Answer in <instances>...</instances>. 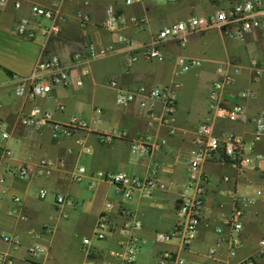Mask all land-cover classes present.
Wrapping results in <instances>:
<instances>
[{
    "label": "crops",
    "instance_id": "obj_1",
    "mask_svg": "<svg viewBox=\"0 0 264 264\" xmlns=\"http://www.w3.org/2000/svg\"><path fill=\"white\" fill-rule=\"evenodd\" d=\"M14 1L0 4V116L9 133L0 143L13 150L12 155L0 158V249L12 255V264H159L165 250L185 256L187 264H234L248 255L264 264V244L259 242L264 238V137L255 135L251 120L231 121L208 110L211 82L221 75L231 78L222 90L223 105L240 103L248 114L264 109V26L241 37L215 28L194 30L185 46L172 39L165 41L162 60L141 56L127 65L126 57L134 46L161 26L192 15H208L233 0H134L130 4L124 0H56L63 19L61 29L54 34L39 31V24L49 20L34 15L30 7L34 3L50 5L55 0H20L19 6ZM109 6L117 14L146 16V26L138 29L126 22L117 29L106 28L103 20ZM82 13L88 16L83 22ZM20 17L28 19L31 36L16 31ZM120 32L131 36L134 44L119 42L116 36ZM88 41L112 44L113 50L101 56L83 52L76 58L74 52ZM50 54L58 56L68 82L56 84L49 94L34 99L17 94L21 78L33 74L36 63ZM179 56H197L200 64L183 72L186 74L181 78ZM256 66H260L258 74ZM111 77L119 86L131 89L141 84L147 88L169 86L177 80L173 120L160 119L163 101L152 100L147 93L117 104ZM241 90L251 93L241 96ZM140 99L146 104L141 105ZM33 104L50 109L59 122L77 115L87 118L89 125L70 134L54 135L50 123L39 127L22 123L20 115ZM203 120L212 123L215 133L231 130L240 135L251 166L239 170L230 162L202 163L205 194L195 238L186 247L177 239L156 241L155 231L170 229L177 217L188 161L197 146L196 126ZM170 127H174L173 132ZM102 133L112 137L102 139ZM146 134L153 141L164 138V142L148 153L133 151L129 141ZM42 158L52 162L48 172L36 171ZM154 161L161 185L149 194L136 190L124 197L109 181L89 184L90 172L99 168L149 176ZM17 162L29 166L30 176L15 173ZM78 164L87 168L81 181L70 175ZM41 187L46 189L43 197L38 194ZM58 193L70 196L73 204L57 202ZM14 196L19 198L14 200ZM108 200L113 203L109 211L113 228L105 238L92 237L89 252H85L82 237L92 236L97 215ZM236 207L242 209V227L237 231L224 221ZM123 208L134 213L141 222L139 227L132 225ZM2 234L18 238L15 246ZM130 235L140 236L144 242L134 261L121 262L117 252ZM31 243L43 245L45 251L29 253Z\"/></svg>",
    "mask_w": 264,
    "mask_h": 264
},
{
    "label": "built area",
    "instance_id": "obj_2",
    "mask_svg": "<svg viewBox=\"0 0 264 264\" xmlns=\"http://www.w3.org/2000/svg\"><path fill=\"white\" fill-rule=\"evenodd\" d=\"M7 0H0V4H4ZM134 0H124L126 4L132 3ZM15 6L20 5V0L14 1ZM31 12L40 17L49 20L47 24H39L38 29L43 34H54L61 29V20L63 15L59 8V2L53 1L50 5L32 4ZM82 22L88 19L86 13L80 16ZM146 16L144 15H130L126 16L123 13H115L114 9L109 6L107 15L103 20V25L108 29H117L119 24L130 22L138 29H143L146 26ZM29 22L26 17H20L16 23V31L21 35L31 36L33 30L28 26ZM264 26V0H233L227 6H223L208 15H192L187 18L178 19L172 23L161 26L157 31L150 35L144 41L137 43L134 49L129 52L126 57V64L131 65L139 57L154 58L162 60L164 53L162 45L165 41L172 39L177 45L185 46L188 41L190 32L194 30H202L208 28H215L231 36L241 37L247 31L255 27ZM117 40L125 44H134L131 36L118 33ZM113 50V45L96 44L93 41H88L85 46L74 52V56L79 58L83 52L92 55L101 56ZM179 64V71L184 72L192 67L200 64V58L197 56H179L177 59ZM237 69V68H236ZM255 72H260V66H256ZM231 78L227 75H221L212 80L209 92L208 110L211 114L225 117L231 121H246L251 120L255 126V135L257 137H264V109L254 114H248L240 103H234L231 106L222 104V90L225 84ZM68 82V73L60 64L59 58L56 54H50L39 60L35 65V71L30 76L21 78L16 93L25 95L29 99H34L39 96H45L50 93L52 87L56 84H65ZM82 80L77 79L80 84ZM110 84L115 87L114 100L117 104H126L136 99L138 94L147 93L152 100L162 99L163 113L160 117L162 121L171 122L174 117L177 106V88L179 82L174 80L169 86L153 85L147 88L141 84L134 89L123 88L118 85L117 80L111 77ZM249 90H241V96L249 95ZM140 104L145 105L146 101L140 99ZM151 105V104H150ZM59 107H63L62 104ZM153 116L154 114L151 113ZM20 121L24 124L39 127L43 124L50 123L54 135L70 134L76 129L87 128L89 121L87 118L77 115H72L68 121L59 122L53 118V113L50 109L42 107L38 104H33L30 109L20 115ZM198 137L196 138L197 146L193 149L191 157L188 161L187 178L183 184L182 195L177 210V217L174 224L168 230L155 231L154 238L156 241H168L177 239L183 246H188L195 238L198 230V224L201 220L202 203L205 194L204 177L200 172V165L205 161L230 162L239 170L251 166V157L247 153L244 140L240 135L231 130H222L215 133L213 125L208 120L199 122L196 126ZM171 132L174 127H170ZM9 133L7 124L0 116V138L6 139ZM102 139H109L111 134H100ZM164 138L158 141L151 140L149 135H140L136 139L129 141L130 147L135 152L148 153L152 149L160 148ZM13 154L11 147L0 143V158L10 156ZM51 161L42 158L39 166L36 168L37 172H48L51 167ZM157 162H152L150 166L151 174L146 177L134 176L125 171H114L105 169H95L90 172V185L94 186L99 180H105L113 183L117 190L124 196L130 197L136 190H141L144 194H149L151 189L161 182L155 176L157 170ZM16 174L22 177L30 176L32 170L23 162H17L14 166ZM87 174V168L84 164H78L71 171V178L75 181H81ZM39 196L46 195L44 187L39 188ZM19 197L14 196V200ZM56 201L59 203L73 204V199L63 193L56 194ZM113 207L112 201H106L104 209H102L96 219L94 231L92 236L82 237V249L89 252V245L91 239L105 238L113 228V222L110 218L109 211ZM124 215L129 217L134 227H139L141 222L134 218V213L128 209L123 208ZM242 209L240 207L234 210L224 218L226 223L232 225L234 230H239L242 227L241 222ZM4 240L11 242L13 246L18 241V238L12 237L9 234H2ZM144 239L137 235H130L123 243L120 251L117 252L121 262L134 261L139 252L140 246ZM264 244V238L259 241ZM29 253L36 255L45 251V247L39 243H31L28 246ZM188 260L185 256L178 252L169 250L163 251L160 256L159 264H187ZM12 255L5 250L0 249V264H12ZM35 264H47L37 262ZM83 264H92L85 261ZM107 264H116L115 262H108ZM234 264H258L253 255L245 256Z\"/></svg>",
    "mask_w": 264,
    "mask_h": 264
},
{
    "label": "rangeland",
    "instance_id": "obj_3",
    "mask_svg": "<svg viewBox=\"0 0 264 264\" xmlns=\"http://www.w3.org/2000/svg\"><path fill=\"white\" fill-rule=\"evenodd\" d=\"M193 69H195V68H192L191 70H188L187 72H190V71H192ZM184 72H186V71H184ZM187 72H186V73H187ZM186 73H183V72H182L181 75H179V76H181V78H182V76H185ZM183 78H184V77H183ZM177 79H178V78H177ZM187 91H188V89H187Z\"/></svg>",
    "mask_w": 264,
    "mask_h": 264
}]
</instances>
